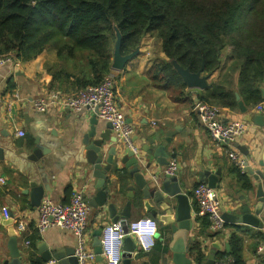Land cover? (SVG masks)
<instances>
[{
  "label": "crops",
  "instance_id": "0c3cea01",
  "mask_svg": "<svg viewBox=\"0 0 264 264\" xmlns=\"http://www.w3.org/2000/svg\"><path fill=\"white\" fill-rule=\"evenodd\" d=\"M145 45L143 41L139 52L126 62L123 70L114 71L117 75V103L135 129L134 138L139 149L136 157L141 158L139 173L146 175L151 181L161 183V177L156 173H165V169L176 162L177 171L174 175H178L182 191L189 197L194 221L193 229L188 235V248L193 242L199 241L206 254L203 263L208 260L215 242L220 244L218 253L226 252V245H230V235L235 232L241 239L240 248L245 264H264V258L257 255L258 247L264 242V209L258 216L263 223L262 227L225 221L226 231L213 237L206 236L207 231L212 232L209 228L204 232L198 221L199 217L194 213L197 204L193 190L200 183H207L205 172H221L215 190L223 213L240 214L245 204H249L254 213L258 204L259 183L264 185V179L256 180L253 175L244 171V167L240 171L247 175L252 184L251 189H246L236 170L237 166L229 155L230 152L238 153L245 163L248 161L264 174V167L259 165L264 153V125L256 122L255 115L259 113L253 110L254 107L247 106L238 92L237 61L230 56L228 49L222 66L212 75L203 74L207 76L209 87L202 89L187 85L186 98L177 100L174 93L153 82L151 71L159 61L148 57L150 51ZM160 55L161 58H166L162 48ZM58 66L59 59L54 48L45 49L36 58L23 60L20 67L0 66V176L7 181L0 186V264H7L11 260L8 247L11 238L9 227L5 223L8 218L2 212L3 207H7L9 214L14 215V229L17 232L18 221L23 220L26 225L25 231L18 232L17 237L24 264H32V261L44 263L49 255L56 252L75 251L76 254L77 241L72 232L59 227L50 228L42 234L38 232L36 225L40 205L35 207L31 203L33 183L47 185L44 198L49 197L56 203H68L75 190L84 191L91 208L88 230L93 250L96 232L105 224L115 222L110 212L112 207L120 215L118 221L122 223L144 216L156 219L161 227V237L156 242L167 246L164 258L153 263L155 246L144 252L137 245L132 264H173V252L169 247L172 241L171 228L147 211L143 193L135 183L136 173H132L135 164L130 162L131 157L126 163L122 162L128 150L118 141H106L103 145L105 156L113 145H116L117 152L111 170L107 172L104 189L107 200L104 206L97 204L102 188L97 186L100 179L93 175L94 169L89 162L88 144L93 143V138L87 137V144L85 136L93 127H96L98 134L102 133L107 129L108 121L98 116L94 118L95 112L87 110L76 112L55 106L40 112L34 108L33 101L36 98L59 85L53 80V72ZM214 83L234 88L247 107L246 111H242L238 99L237 108L217 105L221 108L225 123L240 120L247 125L246 131L231 143L214 141L202 125L198 113L194 111L195 104L202 101L199 96ZM263 89L264 86L262 91ZM20 130L25 132L24 136L18 135ZM110 132L113 137V130ZM149 138L155 141V145L150 143ZM160 146L165 149L156 157L154 153ZM150 148L153 149L152 153L147 151ZM159 157L169 164H159ZM147 163H151L150 168L146 167ZM107 164L104 159L103 165ZM91 203L97 206L94 207ZM169 203L175 214L178 202L172 199ZM150 204L159 214H167L154 197L150 199ZM127 211L130 212L129 218L123 215ZM26 241L29 244L26 245ZM188 254L194 264H197L190 251ZM217 255L215 264H220L221 260ZM92 264L100 263L96 260Z\"/></svg>",
  "mask_w": 264,
  "mask_h": 264
},
{
  "label": "trees",
  "instance_id": "16d2710c",
  "mask_svg": "<svg viewBox=\"0 0 264 264\" xmlns=\"http://www.w3.org/2000/svg\"><path fill=\"white\" fill-rule=\"evenodd\" d=\"M118 34L122 55L133 53L147 35L156 36L166 58L155 64L151 78L177 100L186 98L187 84L173 61L192 73L212 75L229 49L238 63L237 88L246 105L264 101V0H0V55L15 53L23 61L54 48L59 59L53 72L59 85L54 89L62 92L98 85L112 73ZM199 99L238 106L236 90L219 83ZM236 170L251 189L247 175ZM198 221L206 232L208 219ZM229 243L230 251L218 253V258L245 264L235 232ZM189 251L197 264L206 259L199 241ZM166 252V244L156 242L152 262Z\"/></svg>",
  "mask_w": 264,
  "mask_h": 264
},
{
  "label": "built area",
  "instance_id": "2783aa9c",
  "mask_svg": "<svg viewBox=\"0 0 264 264\" xmlns=\"http://www.w3.org/2000/svg\"><path fill=\"white\" fill-rule=\"evenodd\" d=\"M22 60L15 53L0 55V66L11 65L20 67ZM107 75L98 85L88 86L73 92L51 90L45 95L36 98L33 106L37 111L45 112L51 107L69 108L76 112L87 110L95 112L105 121L111 122L112 130L121 146L127 150L139 153L134 134L135 129L128 121L126 114L119 107L116 100V74ZM255 112L264 115V101L256 104ZM202 125L208 130L212 139L218 143H231L246 131L244 121L235 120L225 123L221 108L204 101H198L194 106ZM19 136L25 132L18 131ZM230 158L241 170L245 167V160L236 152H230ZM177 171L176 162H172L165 173L174 175ZM6 178L0 176V186L6 184ZM216 188L207 183H200L193 190L194 200L197 203L195 216L206 217L209 221V230L212 233L225 232L226 222L223 218L222 204L217 196ZM90 205L85 198L83 190H75L68 203H56L49 197L44 198L39 206V215L36 228L40 234L50 228L59 227L72 232L77 241L76 257L79 264H92L96 261V253L90 246V232L88 230ZM5 217H9V209L2 208ZM158 221L150 216H144L128 222V233L123 230L121 221L105 224L101 229L102 256L106 264H121L124 238L130 235L136 241V245L142 251H150L156 244L157 233L160 231ZM26 225L23 220L18 221L17 230L23 232ZM227 235V234H226ZM29 241H26V245ZM257 255L264 258V242L258 247ZM235 259L228 257L220 261V264H234ZM43 264H58L51 259Z\"/></svg>",
  "mask_w": 264,
  "mask_h": 264
},
{
  "label": "water",
  "instance_id": "95a60500",
  "mask_svg": "<svg viewBox=\"0 0 264 264\" xmlns=\"http://www.w3.org/2000/svg\"><path fill=\"white\" fill-rule=\"evenodd\" d=\"M140 48V47H139ZM139 48L136 49L133 53L128 55H122L120 51V35L118 34L117 42L115 44L114 57L112 62V69L121 71L124 69V65L126 62L133 58L138 52ZM175 68L178 70L186 84L190 87H198V88H208V84L206 82L207 76L203 75L202 71L198 73H192L189 69L182 68L176 61H173ZM264 95V89H263ZM237 99L239 100V106L242 111H246L247 107L240 100V95L236 94ZM96 118L97 114L94 115ZM255 120L257 123L264 125V116L262 114H256ZM129 121V120H128ZM131 122V121H129ZM112 124L108 122L107 129L102 133L98 134L96 127L85 136V143L88 144L87 137L93 138V143L88 144L89 150V162L92 164L94 172L93 175L98 177L100 180L98 181L97 186L102 188V191L99 192L100 199L98 200V205L104 206L107 196L104 191L106 186L107 172L111 170V167L114 163V156L116 155L117 148L116 145H113L108 150V155L105 156L103 145L106 141H111L113 143H117V137L114 135L111 136ZM149 141L152 145H155V141L152 138H149ZM164 147L160 146V149L155 151L154 155L157 157L160 153H163ZM153 149H147L150 153H152ZM38 152V151H37ZM39 154V153H38ZM132 150H128L126 155L122 158V162L126 163L128 159L131 157L132 164H135V168L132 173H136L135 175V183L136 186L142 191L143 198L145 200V205L147 211L151 212L154 217H158L162 220L165 225L171 228L172 232V241L169 245L171 251L173 252V264H194L192 259L189 256V248H188V235L189 231L193 229L194 221L192 219L191 214V204L189 202V197L183 193L182 187L179 183L178 175H169L166 173L161 174L157 172L156 175L161 177V183L158 181H151L140 172L139 165L141 164V158L136 157ZM167 156V153L165 154ZM106 157V158H104ZM104 159L107 161V165H103ZM158 163L161 165H167L169 162L166 160L158 159ZM261 167H264V153L262 155V160L259 162ZM151 163H147L146 167L150 168ZM245 172L250 173L254 176L256 180L264 179V174L261 170L252 167L248 161L245 163ZM221 175L220 171L205 172L204 176H206V181L208 185L212 188H217V183L219 181V176ZM204 179V178H203ZM32 194H31V203L33 206L38 207L44 196L47 189L46 186H40L36 183L32 184ZM154 197L157 202H160L164 207L163 210L167 214H159L158 211L152 209V205L150 204V199ZM175 199L178 202V207L175 214L172 212V206L169 203L170 200ZM257 201L258 204L255 207L254 213L250 208L249 204H245L242 208V212L240 214H230L228 212L223 213V218L225 221L229 222H238L240 224H246L253 227H262L263 223L258 218L261 212L264 209V185L263 183H259L258 191H257ZM94 207L97 205L91 203ZM130 207V203H129ZM111 216L114 218V221L117 222L120 215L116 213V209L112 207L110 209ZM127 218L130 217V212H123ZM14 215L9 214L8 219L6 220V226L9 227V236L11 240L9 241V251L11 255V260L7 264H24L23 256L18 245V232L14 229ZM124 233H128V221L125 220L123 223ZM101 230H98L94 239V250L96 253V260L100 264H106L104 258L102 256V244H101ZM156 237H161V232L159 231ZM162 239V238H161ZM220 244L218 242L213 243V248L211 249V253L209 255L208 260L203 264H215V258L218 253V249ZM137 249V245L130 235H126L124 238V245L122 251V264H132V259L135 255ZM227 252L230 250V245H226ZM52 258H56L60 264H79L78 258L76 257L75 251L68 252H56L52 255H49L47 261ZM46 261V262H47Z\"/></svg>",
  "mask_w": 264,
  "mask_h": 264
},
{
  "label": "rangeland",
  "instance_id": "374dc122",
  "mask_svg": "<svg viewBox=\"0 0 264 264\" xmlns=\"http://www.w3.org/2000/svg\"><path fill=\"white\" fill-rule=\"evenodd\" d=\"M143 41H144V44H146L145 48L150 51V54L148 55V57L161 61L163 58H161V55H160L161 45L158 39L153 34H150L146 36L145 40L143 39Z\"/></svg>",
  "mask_w": 264,
  "mask_h": 264
}]
</instances>
